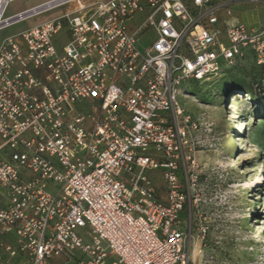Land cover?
Segmentation results:
<instances>
[{"label": "built area", "instance_id": "obj_1", "mask_svg": "<svg viewBox=\"0 0 264 264\" xmlns=\"http://www.w3.org/2000/svg\"><path fill=\"white\" fill-rule=\"evenodd\" d=\"M75 1L0 44V264H195L204 144L178 97L264 64V27L233 21L264 0H48L4 18L8 0L0 30Z\"/></svg>", "mask_w": 264, "mask_h": 264}, {"label": "rangeland", "instance_id": "obj_2", "mask_svg": "<svg viewBox=\"0 0 264 264\" xmlns=\"http://www.w3.org/2000/svg\"><path fill=\"white\" fill-rule=\"evenodd\" d=\"M45 1L48 0L11 1L4 18ZM105 1L79 0L90 7ZM77 3L1 29L0 44L8 37L67 14ZM237 13L247 28L264 27V4L243 5ZM54 41L57 47L63 45L67 41L66 30ZM243 70L229 72V79L234 72L238 75ZM188 87L190 97L179 96L178 101L186 113L201 123L195 134L204 147L196 157L201 168L199 182L206 187L196 204L198 213L192 221L189 256L195 264H264V96L253 104L245 95L225 94V84L209 89V85L191 82ZM245 90L251 92L250 87ZM158 176L151 173L154 179ZM198 228L206 229L203 238L198 235Z\"/></svg>", "mask_w": 264, "mask_h": 264}, {"label": "trees", "instance_id": "obj_3", "mask_svg": "<svg viewBox=\"0 0 264 264\" xmlns=\"http://www.w3.org/2000/svg\"><path fill=\"white\" fill-rule=\"evenodd\" d=\"M244 69L243 72L236 75L234 72L232 78L229 79L228 73L234 70ZM225 84V94L231 93L234 97L238 95H245L247 100L251 103H257L260 98L264 96V64L244 65L238 66L233 69L225 71L223 78L216 80L212 85H209V89L212 87H218ZM250 87V90H245V87Z\"/></svg>", "mask_w": 264, "mask_h": 264}, {"label": "bare ground", "instance_id": "obj_4", "mask_svg": "<svg viewBox=\"0 0 264 264\" xmlns=\"http://www.w3.org/2000/svg\"><path fill=\"white\" fill-rule=\"evenodd\" d=\"M8 0H0V11L1 10H3V7H4V4H5V2H7ZM11 1H15V0H11ZM235 105H236V103L234 102L233 103V106H232V109H234L235 108ZM232 115V117L234 118V119H236L237 117H236V113H232L231 114ZM241 125V123H239V125L238 126H240Z\"/></svg>", "mask_w": 264, "mask_h": 264}, {"label": "crops", "instance_id": "obj_5", "mask_svg": "<svg viewBox=\"0 0 264 264\" xmlns=\"http://www.w3.org/2000/svg\"><path fill=\"white\" fill-rule=\"evenodd\" d=\"M238 8H240V6H239V7H235L234 10H233V21H234V22H240V20H238L239 18H238V16H237V14H238V13H237V9H238ZM74 9H75V7H74L73 9L69 10V12H72ZM69 12H68V13H69ZM61 46H62V45H59V47H61Z\"/></svg>", "mask_w": 264, "mask_h": 264}]
</instances>
